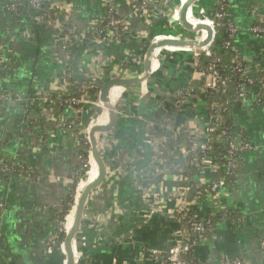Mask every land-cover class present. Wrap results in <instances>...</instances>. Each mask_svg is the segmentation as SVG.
I'll return each mask as SVG.
<instances>
[{"label":"crops","instance_id":"0c3cea01","mask_svg":"<svg viewBox=\"0 0 264 264\" xmlns=\"http://www.w3.org/2000/svg\"><path fill=\"white\" fill-rule=\"evenodd\" d=\"M106 1L122 11V42H83L73 57L74 77L83 81L96 79L91 95L96 96V89L98 93L109 80L138 77L146 51L161 27L180 40L202 44V34H190L180 23L181 8L188 0H178L173 8V25L167 23L166 15L154 12L144 16L132 11L127 0ZM42 2L43 11L27 4L15 16L5 10L6 0H0V91L36 98L28 115L25 104L17 101L0 107V157L32 165L40 177L39 182L25 176L0 182V202L5 205L0 209V264H66L63 246L56 253L57 246L49 251L47 242L58 233L64 202L82 165L80 134L90 121L88 107L81 112L74 110L83 123L79 129L70 131L49 121L48 128L54 126L51 136L41 135L45 102L56 93L62 63L69 59L61 49L64 37L58 32V24L67 20L79 25L97 23L105 15L103 0ZM230 12L240 28L238 50L251 66L253 59H258L256 69L263 72L264 37H255L249 27L257 18L264 19V0H234ZM187 13L193 25L213 24L202 0ZM187 48L181 52L156 51L145 85L115 86V93L107 97L116 110L117 125L98 144L107 178L87 200L86 212L84 208L80 264H162L152 257V252L165 254L179 238L182 225L175 216L177 200L169 186L155 181L154 152L145 134L147 124L163 115L159 105L187 88V95L173 114L175 127L194 132L212 121L201 87L188 86L198 75L193 50ZM258 90L249 86L233 110L235 128L244 132L255 150L242 156L236 184L225 187L217 197L219 207L229 208L246 221L237 227L218 219L208 241L195 250L202 261L222 264L239 256L246 264H264V105L256 102ZM99 109L98 116L90 121L89 132L111 122V111L107 114ZM65 112L73 117L70 108ZM88 177L78 184V191L90 184ZM200 205L203 213L211 211L207 203ZM77 246L78 239L75 258L79 257Z\"/></svg>","mask_w":264,"mask_h":264},{"label":"built area","instance_id":"2783aa9c","mask_svg":"<svg viewBox=\"0 0 264 264\" xmlns=\"http://www.w3.org/2000/svg\"><path fill=\"white\" fill-rule=\"evenodd\" d=\"M151 1L152 0H127V4L132 11L145 16L151 13ZM222 1H225L226 4L220 8ZM27 4L31 6L33 10L36 9L43 11L42 0H6L5 10L9 14L19 16L24 7H27ZM233 4L234 0H217V12L216 14H213L214 16H212V18H210L211 22L213 23L212 29L215 35L217 28L224 27L227 29L230 39L225 42V47L231 48L235 51L236 55L234 59V70L240 74L241 78H245L246 80V82L242 84L240 88L236 102H242L244 91L249 86H256V88H259L257 91L256 102L261 104L260 102L262 100L260 97V90L264 89V77L256 83L255 76L251 74L248 69L249 66H246L245 64L247 59L236 46V39L240 34V28L229 12V9ZM102 6L108 10L107 22L104 26H98V24L103 21L104 17L101 18L100 21H97V23L88 25H79L74 21L67 22L68 20L65 23L60 25L58 24V32L64 37L63 40H61V49L68 55L67 57L70 56L71 42L73 40L76 41V44H82L83 42L87 41H89L91 44H102L103 42H122L124 35L123 33L122 35L120 34V30L122 27H125L124 19H119V12L117 8H115L113 5H110V1L103 0ZM226 16H228L229 19ZM249 30L257 38L264 37V23L263 25L252 23L249 27ZM172 34L173 33L158 34L153 37L151 43L154 41L165 40L167 38H181ZM71 36H73V38ZM210 47L205 49H191L193 50L192 54L195 58V73L198 75V78L205 79L204 85L201 86V90L204 92L205 97L207 94L206 90H215L219 81L218 63L221 60L210 50ZM180 49L184 48L179 47L174 49L170 46H165L156 49V51L181 52L179 51ZM156 51H154V53ZM201 51H203L204 54L210 58V62L206 66H201ZM161 56L162 54L160 55L159 59H157L159 63L158 68L161 64ZM62 65L63 70L57 77L56 92L58 90L65 92L69 86L66 79L68 72H66L64 63H62ZM141 74L139 76H141ZM61 81L63 84H60ZM92 82L93 85L91 86L87 82L76 78L73 82V85L75 86V93L72 96H68L67 98L60 96V99L65 103V107L70 108L71 113L73 114L72 118H69V115H66V112L60 116L62 118H57L52 110L53 101L50 96L47 98V101L45 102L46 108L44 109V126L41 131L42 136H51L50 134L52 131H50L47 125L49 121L54 122V125L57 124V126H62L63 128L70 131L79 129L83 125L81 120L76 117L78 114L76 115L73 112L74 110L79 109L81 112V110H84V106L89 108V105L95 104V101L99 99V90L97 93L96 89V96L91 95L90 93V88L92 91L95 88L94 86L96 79L93 78ZM146 82L147 80L141 83V85H145ZM222 84L225 85L226 82L222 81ZM179 92L180 91H177L174 94L178 95ZM34 100H36L34 96L25 95L20 92H9L6 94H0V107L7 102L17 101L25 104V110L28 115L30 106ZM181 102L182 101L179 100L177 103L170 99L164 100L159 105V108L162 109V116H165L174 108H179ZM208 114L212 118V121L209 124L202 126L200 129H196L194 132L187 128L190 132L189 137L191 138V149H178L181 151L180 155L178 156L179 160H183L187 155H192L191 159L189 160V164L197 170L194 178L192 179L194 182L192 183V187L196 192L192 199L188 200L187 195L192 188L191 186L170 187L175 200H177V205L174 211L176 218L182 225V230L179 234L176 244H174L165 254H159L157 251L152 252V257L162 264H214L212 262L202 261L196 256L195 253L196 248H198L201 244L206 243L210 238L209 236L214 232L216 227V222L213 220L214 216L216 214H220L221 216L219 220L237 227H240L246 221L244 216L232 214L229 208L223 209L219 207L217 197L219 194H221V191L225 187L236 184L239 177L238 170L241 158L246 153L255 150V146L251 143L242 130H238L236 128L225 129L219 132V141L223 145V152L220 153L219 157L223 162L222 164L216 163L208 155V150L210 143L212 142V133L215 130L214 125L217 123V118L215 112H208ZM146 127H153L155 131L161 135L160 137L156 138L147 131L145 134V140L152 146L154 152L153 158L156 162V166L154 167V178L161 176L163 180L162 182H159L161 184H164L165 181L170 182L178 179L185 181L189 180L188 177L181 173L178 164L173 162L171 164H167L166 160L161 156L162 152L160 149L163 148L165 142L168 141V134L173 133L176 135V133L181 129L175 127L173 115L168 117L163 124H156L153 121H150ZM81 136H83L85 139H88V128L86 132L83 131V133L80 134V137ZM81 163L82 165L80 166V169L77 170L75 175L81 173L86 166L84 164L85 160L82 156ZM219 171L223 173V176L217 177ZM37 174L38 172L35 167L25 163L24 161H20L13 157H0V182L4 178H12L14 176H25L29 179L39 182L40 177ZM208 175H210V177H208ZM201 202H204V204L207 203L208 206L211 207V211L209 213L202 212L200 205ZM4 207V202H0V209H3ZM85 215L86 214L84 213L83 219L85 218ZM61 229V225L58 223V230ZM57 244H59L58 233L48 240V250L52 251V249L55 248ZM61 246H63V244H61ZM261 248L264 253V236L261 237ZM79 256H82L81 252L79 253ZM75 264H80L79 258H75ZM222 264H246V261L243 258L237 256L225 260Z\"/></svg>","mask_w":264,"mask_h":264},{"label":"trees","instance_id":"16d2710c","mask_svg":"<svg viewBox=\"0 0 264 264\" xmlns=\"http://www.w3.org/2000/svg\"><path fill=\"white\" fill-rule=\"evenodd\" d=\"M228 1V0H226ZM226 2L222 1V5L220 8L225 5ZM110 5H113L115 8V4L110 1ZM219 8V9H220ZM131 9V8H130ZM118 10V17L119 19L122 18L121 10L117 8ZM126 13V12H124ZM107 15L108 10L105 9V15L103 18V21L98 24V26H104L107 22ZM122 15V16H121ZM228 19L229 17L226 16ZM253 23L255 24H262L264 23V19L257 18ZM125 27H122L120 30V34L122 35L123 30ZM73 38V36H71ZM229 38V32L226 28L221 27L216 29V35L213 44L210 47V50L216 54L220 58V62L218 63V70H219V81L217 83V88L215 90L207 89L206 92V111L211 113H216L217 123L214 125L215 130L212 133V142L210 143V147L208 150V155L219 164H222V160L220 159L219 155L221 152H223V145L219 141V132L225 130V129H235L234 125V117H233V110L235 106H238L239 103L236 102V98L239 94L240 88L242 84L246 82L245 78H241L240 74L237 73L234 70L235 66V51L231 48L225 47V42L228 41ZM86 43V42H85ZM82 44H76V41L73 40L71 42V49H70V56L67 61H64V67L66 68V72H68V75L66 77L67 82L69 86L67 87V91L61 92L57 91L56 93L52 94L50 97L53 101V112L55 113L56 117L59 118L64 112H65V103L60 99V96H64L67 98L68 96H72L75 93V86L73 85L74 80L76 77H74L72 67H73V57L78 52ZM200 62L201 66H206L210 62V58L207 57L203 51L200 52ZM246 66H249L248 69L255 76L256 83L264 77V71L259 72L256 69V66L258 65V59H253L252 66L247 61L245 62ZM89 85H93V82L91 80L87 81ZM204 78H197L189 82L188 86H194V87H201L204 85ZM222 81L226 82L225 85L222 84ZM60 84H63L61 81ZM91 91V88H90ZM9 92L0 91V94H6ZM187 95L186 90H181L178 95H171L168 97V99L178 102L182 101L184 97ZM260 97H261V104L264 105V89L260 90ZM63 102V103H62ZM238 103V104H237ZM174 111H177V108L172 109L169 113H167L165 116H162L161 118H154L152 121L156 124H163L165 123V120L173 115ZM54 129V126H51V131ZM146 131L150 134H152L154 137H160L158 132L155 131L153 127H146ZM189 130L185 127L181 128L176 135L173 133L168 134V141L165 142L164 147L161 148V156L166 160L167 164H171L172 162L179 165V169L181 173L188 177L189 180H173V181H165L164 184L169 187H179V186H191L193 182V178L196 174V168L190 166L189 160L191 159L192 155H187L183 160H179L178 156L180 155L181 149L190 150L191 145V138L189 137ZM83 136H81V146L83 147L82 157L85 160V168L81 172L82 179L83 175L86 174V172L90 169V166L88 164V159L91 153H89V145L87 144V140H82ZM239 173V170H238ZM86 176V175H85ZM84 176V177H85ZM223 176V173L219 171L217 174V177ZM155 181L162 182V177L157 176L155 178ZM77 179H74V183L72 184L71 190L74 189V186L76 185ZM78 192V188L77 191ZM195 189L192 187L190 191L188 192V200H191L192 197L195 195ZM71 210L69 211V206H66V202H64V207L61 211L63 216L70 215ZM220 214H216L213 218L214 222H216L220 218ZM234 216V215H233ZM63 218V217H62ZM61 230H58V242L59 245L64 243L65 237H66V231L64 230L63 226L61 225ZM60 246L57 247L56 253H59Z\"/></svg>","mask_w":264,"mask_h":264},{"label":"water","instance_id":"95a60500","mask_svg":"<svg viewBox=\"0 0 264 264\" xmlns=\"http://www.w3.org/2000/svg\"><path fill=\"white\" fill-rule=\"evenodd\" d=\"M199 0H190L187 4L182 6L181 8V14H180V23L184 30H186L189 33L192 34H206L208 39L205 44L200 43H192L187 42L183 39H177V38H167L165 40H159L152 42L144 56V63H143V71L141 76L136 78H115L112 80L107 81L104 83L100 89L99 92V100L103 103L107 102V93L108 91L115 87V86H121L125 87L128 85H137L145 82L151 72V57L156 51V49L160 47L165 46H174V47H188L187 49H205L209 48L215 39V33L212 29V27H209L207 25H200V26H193L189 22H187L185 18L186 12L191 9ZM117 125V113L116 110H111V122L109 125H97L95 126L90 132L88 136V145L90 148L89 153H91V156L93 157V160L95 161L98 169V173L100 176V179L95 184H89L85 190L83 191L77 206H76V212L74 216V222L73 226L70 230V232L66 233L65 241L63 243V251L65 255V263L66 264H75V249L74 245L77 240L78 234L80 232L81 226L83 224V215H84V208L87 200L90 196H92L95 192L99 191V189L105 184L106 178H107V168L105 165V162L103 160V157L101 153L97 150L99 140H102L105 138L110 132H112Z\"/></svg>","mask_w":264,"mask_h":264},{"label":"rangeland","instance_id":"374dc122","mask_svg":"<svg viewBox=\"0 0 264 264\" xmlns=\"http://www.w3.org/2000/svg\"><path fill=\"white\" fill-rule=\"evenodd\" d=\"M178 3V0H152L151 1V13H154V12H157V14L161 15L164 17V15H166V18H167V23L169 25H172L174 24V21H173V8L177 5ZM197 4V3H196ZM234 5V4H233ZM202 6L205 8L206 12V15L207 17H210L212 18V16H214L213 14H216L217 10H216V7H217V0H202ZM232 7H230L229 9V12L231 11ZM231 13V12H230ZM147 16V15H146ZM156 18V17H155ZM171 27V26H169ZM175 27H172V30H174ZM171 30V29H170ZM186 31V30H185ZM176 32V31H175ZM156 33V34H155ZM153 35L156 36L158 34H168L170 32H168L167 29H164V27H161L160 29H158L156 32H155ZM189 33V32H188ZM192 34V33H190ZM165 59V58H164ZM166 60V59H165ZM98 102H99V99L95 101V104H91L89 105V112L88 114H90V121L91 120H94L96 116H98V114L100 113V109H99V106H98ZM86 106H84L85 108ZM90 121H87V124H86V129H84V132L87 131V128H88V125H89V122ZM84 136V135H83ZM87 136V135H86ZM82 140H87L88 142V139H85L83 138ZM101 140H99V144H100ZM90 151V150H89ZM89 164V162H88ZM90 166V164H89ZM90 170V169H89ZM88 170V171H89ZM88 171L86 172V174L88 173ZM85 174V175H86ZM83 175V178L84 176ZM82 174L79 173V174H76L74 176L75 179H77L78 182H76V185L74 186V189L70 191V194L69 196L66 198V206H69V211L71 209V207L73 206L74 204V201H75V195H76V191H77V188H78V184L81 182L82 180ZM74 182V181H73ZM87 206H88V203L85 204V212H86V209H87ZM63 217V218H62ZM65 218H66V215L63 216L62 213L60 214V225L64 226V223H65ZM78 246H77V250L79 251V253L81 252V231L80 233L78 234ZM57 247L60 246L59 244L56 245ZM55 246V247H56ZM61 247V246H60ZM59 248V247H58ZM56 250V249H55ZM79 260L81 261V258L82 256H79L78 257Z\"/></svg>","mask_w":264,"mask_h":264},{"label":"bare ground","instance_id":"6f19581e","mask_svg":"<svg viewBox=\"0 0 264 264\" xmlns=\"http://www.w3.org/2000/svg\"><path fill=\"white\" fill-rule=\"evenodd\" d=\"M188 2H190V0H188L187 2H185V4H187ZM184 4V5H185ZM193 8V7H192ZM187 16V17H186ZM189 14L187 13V14H185V18L187 19V22H189L190 23V20H189ZM191 18V17H190ZM190 24H192V23H190ZM173 25V24H172ZM193 25V24H192ZM200 25H207V26H209V27H212V25L213 24H211V23H207V24H195V25H193V26H200ZM201 36V35H200ZM207 39H208V37L206 36V34L204 35V34H202V44H205L206 42H207ZM156 54V53H155ZM154 57H155V55L153 54V57H152V59H151V66L153 65V63H154ZM115 91H116V88L115 87H113V88H111L109 91H108V93H107V97H108V95H110V94H112V93H115ZM98 106L100 107V108H102L104 111H105V113H107L108 114V112H110L112 109L113 110H115L114 108H112L110 105H109V101H107V102H105V103H103L102 101H100L99 100V102H98ZM103 111V112H104ZM104 113V114H105ZM107 123V122H106ZM107 125V124H106ZM88 162H89V164H90V170L88 171V173L86 174V175H88L89 177H88V180L90 181V184L92 185V184H95V183H97L98 181H99V179H100V176H99V173H98V169H97V165H96V163H95V161L93 160V157L90 155L89 156V159H88ZM85 190V189H84ZM83 190V191H84ZM83 191L81 192V191H78V192H76V195H75V201H74V204H73V206L71 207V212H70V215H68V216H66V218H65V223H64V226H63V228H64V230L66 231V232H70V230H71V228H72V226H73V222H74V216H75V212H76V206H77V203H78V201H79V199H80V197H81V195H82V193H83ZM73 214H74V216H73Z\"/></svg>","mask_w":264,"mask_h":264}]
</instances>
